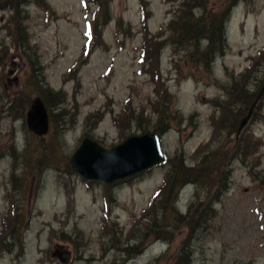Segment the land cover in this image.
I'll return each instance as SVG.
<instances>
[{
  "label": "rangeland",
  "instance_id": "374dc122",
  "mask_svg": "<svg viewBox=\"0 0 264 264\" xmlns=\"http://www.w3.org/2000/svg\"><path fill=\"white\" fill-rule=\"evenodd\" d=\"M181 9L209 17L205 30L225 28L224 53L192 59L206 51L204 38L170 45ZM96 10L94 0L21 8L36 71L61 95L44 137L27 126L23 107L38 86L9 28L14 14L0 11V264H264V97L240 136L231 127L248 110L243 95L264 85V0H104L88 48ZM149 133L161 136L165 164L111 184L71 167L86 138L112 149ZM244 136L259 144L246 161L233 158ZM216 153L226 191L215 193L207 177V191H171L170 181L164 189L171 166L190 170ZM192 201L194 214L179 218Z\"/></svg>",
  "mask_w": 264,
  "mask_h": 264
},
{
  "label": "trees",
  "instance_id": "16d2710c",
  "mask_svg": "<svg viewBox=\"0 0 264 264\" xmlns=\"http://www.w3.org/2000/svg\"><path fill=\"white\" fill-rule=\"evenodd\" d=\"M29 1L30 0H0V11H10L14 14L12 19L10 20L9 28H11L12 26H15L16 27L15 32H17L22 39L20 42H18V46L22 50H25L24 54L26 55L28 59L29 67L32 73L30 75V78L34 80L38 86V93L36 95L37 96L36 98H41L44 101L47 107L48 113L50 114V117H51L52 116V113L50 112L51 109H54V108L58 110L60 109L57 107L58 105L62 104L61 100H59V97L61 95L58 92H54L49 87L46 89V85L44 83L45 80L41 78V76H39L40 74L37 73L36 63L35 61H33L30 52L27 51L28 46H30L28 42L29 39L27 38L26 30L24 31L22 30L23 27L20 22V16H21V8L25 7V2H29ZM94 1L96 2L97 10H96V13L93 15L92 21L89 22L88 24L89 30L93 32H95L96 26L99 24L100 20L102 19L103 8H104V0H94ZM143 10L145 11V4L143 5ZM106 14L108 15V11L106 12ZM176 14L177 15L175 19L169 25L170 29H172L175 33L171 30H169V32L176 40L170 45L176 47V45H178L180 42H184L187 39H190L188 40L189 42L188 44L195 47L194 44H196V42H198V40H200L201 38H204L205 41L208 42V47L206 51L202 54L197 53L196 56L193 54L191 56L192 59L196 57L197 59L199 58V61L206 62L211 59L213 60L216 55L224 53V50L226 48V43L224 41V38H225L224 29L225 28L222 29L220 26H218L216 28L208 27V29L205 30V28H202V26H204L203 23L210 21L209 17L203 16L200 19H195L192 13L189 16H187V13L182 9L176 12ZM144 17H145V14H144ZM220 23L223 24L222 22ZM91 31L89 33V37H91ZM161 45H162L161 42H159L157 45L154 46V48H161ZM144 48H145L143 50L144 58H143L142 63H143V66L145 67L148 63V55H150V50H149L150 48L148 46V41L146 40L144 42ZM195 49L198 51L197 48ZM157 54H158V58H157V64H158L160 63L159 62L160 59H159V53ZM158 71H159V82L162 84L163 78L161 76L159 69ZM257 96H258V93L250 94L248 92L243 95L244 98L243 97L242 98L246 101V105L249 106L247 112L245 113V116L248 114V111L250 110L251 106L254 104ZM32 102L33 101L31 102L28 101L26 103V107L25 106L23 107L24 114L30 110ZM16 103H19V102L17 101ZM11 104L13 106L14 102H12ZM58 116L62 117L63 114L60 113ZM56 117H57L56 114L53 115V118H56ZM238 126L239 124L237 126L236 125L231 126L232 129L235 130L236 133L238 130ZM242 141L244 142L242 147H238L237 141H235L236 151L233 153V158L234 159L242 158V160L246 161L251 156L255 155L256 151L259 148V144L253 143L249 136H244ZM220 156L222 158H219ZM212 160H213V157L211 156V154H209L207 157H204L202 161L199 162L197 165L189 168L190 170L183 169L180 166L177 170L174 166H171L170 167L171 171L167 176V182L164 186V189H166V187L168 186L169 181H170V185L173 186L171 191H173L175 187H178L179 189H181L182 187L186 185L187 186L192 185L195 187V189H197L201 187L202 185L204 186L203 179L207 177V178H211V183L212 182L214 183L212 187L216 185L215 193L216 192L221 193L222 191H226L227 185L229 184L227 182L228 178L225 177L223 178V180L220 181V179L224 175V172H222V169H221L223 165V161H224V155L218 156L216 153L214 156V160L213 161ZM171 162L172 160L170 161V164ZM180 164L183 166L182 162H180ZM219 164L221 167H219ZM204 188L207 191L208 187L204 186ZM195 206H196V202L192 201V203L188 207L187 213L184 215V214H179L177 211V216L182 219L188 218V216H190L191 214H194L195 210L197 209ZM207 206H208L207 213L211 211L213 214H215L214 208H212V202L208 203ZM206 222L207 221L205 220L203 223L205 224ZM194 229H195L194 226H191L190 230H194ZM187 248L188 246L184 245L182 248L183 252H185ZM181 263H187V260L184 261L182 259Z\"/></svg>",
  "mask_w": 264,
  "mask_h": 264
},
{
  "label": "water",
  "instance_id": "95a60500",
  "mask_svg": "<svg viewBox=\"0 0 264 264\" xmlns=\"http://www.w3.org/2000/svg\"><path fill=\"white\" fill-rule=\"evenodd\" d=\"M264 97V85L241 120L237 135L240 136L252 120L260 100ZM47 108L41 98L33 100L27 114V126L38 137H44L50 130ZM164 162L160 140L155 134L133 137L122 145L106 149L99 143L86 138L70 159L72 169L88 180L111 184L119 179L141 173Z\"/></svg>",
  "mask_w": 264,
  "mask_h": 264
}]
</instances>
